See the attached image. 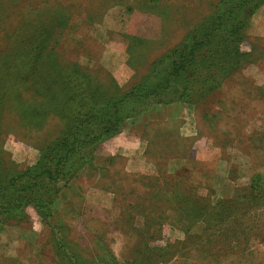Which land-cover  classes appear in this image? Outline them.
I'll use <instances>...</instances> for the list:
<instances>
[{
	"label": "rangeland",
	"instance_id": "1",
	"mask_svg": "<svg viewBox=\"0 0 264 264\" xmlns=\"http://www.w3.org/2000/svg\"><path fill=\"white\" fill-rule=\"evenodd\" d=\"M217 1L148 7L139 0H0V169L35 165L40 150L65 126V114L37 103L39 82L47 92L61 87L70 98L90 84L107 97L128 89ZM124 34L145 42L135 44ZM245 34L246 61L203 101H141L140 113L126 117L62 186L49 223L32 206L23 218L7 220L0 231V264H60L55 238L86 264L101 257L118 262L143 232L146 239L156 236L151 245H174V253L152 264H204L192 243L181 244L184 233H197L200 225L166 221L169 206H152L165 200L157 202L150 192L192 185L196 195L214 201L233 196L254 172H264V1ZM254 240V264H264V238Z\"/></svg>",
	"mask_w": 264,
	"mask_h": 264
},
{
	"label": "trees",
	"instance_id": "2",
	"mask_svg": "<svg viewBox=\"0 0 264 264\" xmlns=\"http://www.w3.org/2000/svg\"><path fill=\"white\" fill-rule=\"evenodd\" d=\"M139 1L158 7V1L165 4L169 0ZM263 1L218 0L211 12L186 31L177 44L152 60L144 75L117 94L99 95L90 84L76 88L82 90L74 91L70 98L61 87L47 92L48 88L39 82L42 99L37 103L53 114H65L61 117L66 123L59 136L40 150L35 165L20 171L0 169V231L7 220L23 218L29 206L43 223H49L62 186L66 187L80 168L94 158L103 141L119 132L126 117L140 113L142 108L137 107L141 101L191 103L203 101L219 89L246 61L248 52L241 47L245 31L251 15ZM124 35L135 44L145 42L140 36ZM131 50L130 45L127 51ZM69 85L74 87L71 81ZM66 98L69 100L65 101ZM195 192L192 185L184 189L164 185L150 193L156 201L164 198L165 203L152 206L162 205L167 210L168 205L172 218L165 220L171 223L200 225L197 233L185 232L181 244L192 243L204 264H254L253 256L257 253L252 244L257 241L254 239L264 238V172H254L248 184L231 197L212 201L211 196ZM148 235L136 234V241L123 260L108 262L101 257L97 264H152L174 253L175 250H169L174 247L170 242L151 245L156 236L144 238ZM55 246L60 264H86L77 253L68 251L62 238H55Z\"/></svg>",
	"mask_w": 264,
	"mask_h": 264
}]
</instances>
